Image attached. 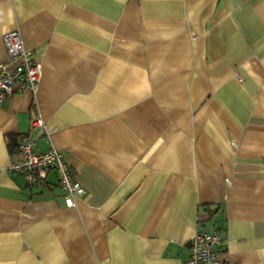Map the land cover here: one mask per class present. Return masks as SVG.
<instances>
[{
  "label": "crops",
  "instance_id": "crops-1",
  "mask_svg": "<svg viewBox=\"0 0 264 264\" xmlns=\"http://www.w3.org/2000/svg\"><path fill=\"white\" fill-rule=\"evenodd\" d=\"M40 64L0 106V264H264V0H0ZM40 117L43 131L31 128ZM53 144L84 190L8 166Z\"/></svg>",
  "mask_w": 264,
  "mask_h": 264
},
{
  "label": "built area",
  "instance_id": "built-area-1",
  "mask_svg": "<svg viewBox=\"0 0 264 264\" xmlns=\"http://www.w3.org/2000/svg\"><path fill=\"white\" fill-rule=\"evenodd\" d=\"M2 41L6 58L0 62V106L15 93H33L41 73L40 64L32 61L18 32L6 33ZM31 128L43 131L44 122L36 117L31 121ZM8 170L23 175L30 188L43 183L48 172H54L63 202L69 208L75 207L76 200L84 194L63 154L53 144L44 152H36L34 142L26 136H20ZM220 243L221 236L216 230L196 232L189 241L190 254L184 264H221L215 256V249Z\"/></svg>",
  "mask_w": 264,
  "mask_h": 264
},
{
  "label": "trees",
  "instance_id": "trees-1",
  "mask_svg": "<svg viewBox=\"0 0 264 264\" xmlns=\"http://www.w3.org/2000/svg\"><path fill=\"white\" fill-rule=\"evenodd\" d=\"M15 151H16V147H15V150H14V152H12V158H14V156H15ZM70 170H71V172L73 173V170L70 168Z\"/></svg>",
  "mask_w": 264,
  "mask_h": 264
}]
</instances>
